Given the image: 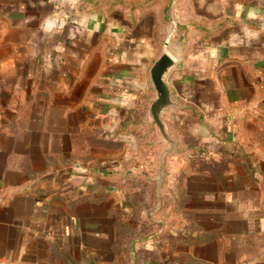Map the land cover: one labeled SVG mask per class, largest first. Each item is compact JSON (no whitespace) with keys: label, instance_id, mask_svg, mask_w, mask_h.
<instances>
[{"label":"crops","instance_id":"obj_1","mask_svg":"<svg viewBox=\"0 0 264 264\" xmlns=\"http://www.w3.org/2000/svg\"><path fill=\"white\" fill-rule=\"evenodd\" d=\"M100 1L0 0V264H264V0Z\"/></svg>","mask_w":264,"mask_h":264},{"label":"water","instance_id":"obj_2","mask_svg":"<svg viewBox=\"0 0 264 264\" xmlns=\"http://www.w3.org/2000/svg\"><path fill=\"white\" fill-rule=\"evenodd\" d=\"M169 44L168 42L166 43ZM177 65V59L170 49L164 50L157 60L153 63L149 71L151 85L155 92V98L151 101L148 111V120L145 123L156 127L159 131L161 140L167 143V147L161 152L159 157L158 176H157V194L158 206H160V194L165 172L166 157L176 149V141L171 136L168 127L164 121V114L173 107H181L178 101L172 97L167 78L170 71Z\"/></svg>","mask_w":264,"mask_h":264},{"label":"rangeland","instance_id":"obj_3","mask_svg":"<svg viewBox=\"0 0 264 264\" xmlns=\"http://www.w3.org/2000/svg\"><path fill=\"white\" fill-rule=\"evenodd\" d=\"M162 2L160 4L163 5L164 8V20H165V26L163 29V40L161 41V47L162 48H167L165 46V40L169 41V43L173 44L172 42V30H175L174 28L177 27L181 33H183L182 31H184V29L182 28V26L184 28H187V25L184 24H180V19L182 20V17L178 18L177 14H181L183 15V17L185 16V12L187 13V7L184 9L180 8L179 12L175 11V8H177L176 6L178 5V3L182 0H161ZM102 5H106L107 4V0H101L100 1ZM115 5H117V7L119 9H122L123 6H130L132 9H139V8H144V7H148V8H153L155 6V0H115V3H113ZM148 5V6H147ZM173 6V7H172ZM174 9V10H173ZM174 11L176 12V15L174 14V18H172L171 13H174ZM175 22H177L178 25H175Z\"/></svg>","mask_w":264,"mask_h":264},{"label":"built area","instance_id":"obj_4","mask_svg":"<svg viewBox=\"0 0 264 264\" xmlns=\"http://www.w3.org/2000/svg\"><path fill=\"white\" fill-rule=\"evenodd\" d=\"M70 0H50L54 9L57 11V16H55V25H60L68 16V11L66 10V5Z\"/></svg>","mask_w":264,"mask_h":264}]
</instances>
